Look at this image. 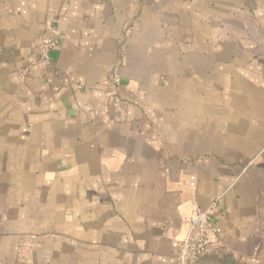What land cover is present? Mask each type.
Wrapping results in <instances>:
<instances>
[{
    "label": "crops",
    "instance_id": "crops-1",
    "mask_svg": "<svg viewBox=\"0 0 264 264\" xmlns=\"http://www.w3.org/2000/svg\"><path fill=\"white\" fill-rule=\"evenodd\" d=\"M217 197L195 264H264V0H0V264H177Z\"/></svg>",
    "mask_w": 264,
    "mask_h": 264
},
{
    "label": "built area",
    "instance_id": "built-area-1",
    "mask_svg": "<svg viewBox=\"0 0 264 264\" xmlns=\"http://www.w3.org/2000/svg\"><path fill=\"white\" fill-rule=\"evenodd\" d=\"M54 45L55 40L52 37L46 34L39 36L32 48L30 67L40 69L50 67L52 63L50 51ZM218 199L219 197L214 199L206 208H197L190 217L187 231L175 252L177 264H195L198 258L214 252L212 237L217 233V229L212 216Z\"/></svg>",
    "mask_w": 264,
    "mask_h": 264
}]
</instances>
